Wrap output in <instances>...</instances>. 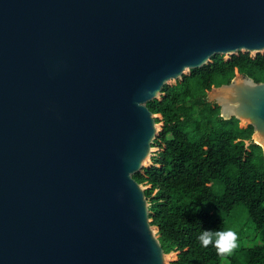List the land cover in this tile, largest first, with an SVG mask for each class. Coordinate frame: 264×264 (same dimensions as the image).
Instances as JSON below:
<instances>
[{
  "label": "water",
  "instance_id": "1",
  "mask_svg": "<svg viewBox=\"0 0 264 264\" xmlns=\"http://www.w3.org/2000/svg\"><path fill=\"white\" fill-rule=\"evenodd\" d=\"M239 51L264 52V0H0V264H171L134 178L147 103ZM207 100L264 154V82Z\"/></svg>",
  "mask_w": 264,
  "mask_h": 264
},
{
  "label": "trees",
  "instance_id": "2",
  "mask_svg": "<svg viewBox=\"0 0 264 264\" xmlns=\"http://www.w3.org/2000/svg\"><path fill=\"white\" fill-rule=\"evenodd\" d=\"M237 75L264 82V52L217 55L201 68L166 84L147 103L158 129L148 165L134 178L144 188L150 221L171 264H264L263 243L218 254L198 236L229 228L238 206L256 232L264 231V154L254 128L221 117L208 93ZM216 187L220 191H216Z\"/></svg>",
  "mask_w": 264,
  "mask_h": 264
},
{
  "label": "rangeland",
  "instance_id": "3",
  "mask_svg": "<svg viewBox=\"0 0 264 264\" xmlns=\"http://www.w3.org/2000/svg\"><path fill=\"white\" fill-rule=\"evenodd\" d=\"M217 190L220 191L218 187H216V191ZM226 219L230 224L229 228L237 233V246L232 249L229 254H233L234 252L241 250V248H247L263 243L264 231H255L254 224L250 221L248 212L243 207H236L231 214L226 216ZM167 257L171 262V256ZM223 264H230L229 259L225 258Z\"/></svg>",
  "mask_w": 264,
  "mask_h": 264
},
{
  "label": "clouds",
  "instance_id": "4",
  "mask_svg": "<svg viewBox=\"0 0 264 264\" xmlns=\"http://www.w3.org/2000/svg\"><path fill=\"white\" fill-rule=\"evenodd\" d=\"M201 245L207 247L212 244L218 254H227L237 246V233L227 228L225 230L204 229L198 236Z\"/></svg>",
  "mask_w": 264,
  "mask_h": 264
}]
</instances>
